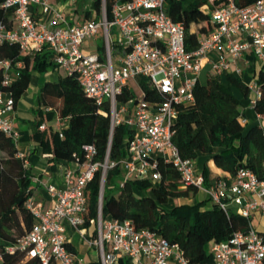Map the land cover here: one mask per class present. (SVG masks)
<instances>
[{
	"label": "built area",
	"instance_id": "built-area-1",
	"mask_svg": "<svg viewBox=\"0 0 264 264\" xmlns=\"http://www.w3.org/2000/svg\"><path fill=\"white\" fill-rule=\"evenodd\" d=\"M76 1L68 0L66 8H57L51 0H2L0 6L11 13L12 21L10 26L0 21V44L16 43L22 53L48 52L57 68L76 75L83 92L99 108L107 105L111 132L121 123L132 129L131 137L125 139V155L118 161L122 180L148 179L157 184L161 178L157 161L161 158L176 168L183 187H196L227 215L233 211L247 220L246 230L208 242L213 264H264V229L256 230L253 223L258 215L264 217V180L251 169L240 167L205 186L195 161L182 158L172 142L177 107L194 102L193 89L207 66L208 75L243 78L252 94L251 105L260 98L257 73H250L251 80L245 75L254 60L264 79V0L245 7L233 0H207L210 28L199 35L191 52L186 49L183 24L173 21L165 10L166 0H114L109 19L102 0L98 20L64 14V10L76 8ZM100 37L102 45L96 42ZM19 66L0 59L3 85L17 78ZM141 77L147 78L160 98H145ZM131 80L134 85H130ZM124 87L132 96L118 100ZM14 107L11 93L0 90V132L16 140ZM255 119L260 123L264 117L256 113ZM239 122L245 125L247 118L240 117ZM67 124L66 119L56 117L60 137ZM39 128L46 127L42 124ZM81 148L82 160H66L61 185L44 183L52 199L49 207L44 208L34 195L27 198L25 207L33 217L32 227L7 250L24 252L27 258L36 256L42 264H85L70 249L73 245L67 227L85 236L87 186L101 170L96 234L84 237L86 245L97 249L101 264H113L120 256L132 264H191L176 244L155 232L137 229L129 220L102 217L105 172L115 162L97 160L93 143H84Z\"/></svg>",
	"mask_w": 264,
	"mask_h": 264
},
{
	"label": "trees",
	"instance_id": "trees-1",
	"mask_svg": "<svg viewBox=\"0 0 264 264\" xmlns=\"http://www.w3.org/2000/svg\"><path fill=\"white\" fill-rule=\"evenodd\" d=\"M114 0H105L107 18ZM239 7L255 0H233ZM2 0H0L1 4ZM207 0H166L165 10L173 21L181 22L185 30L188 51L196 49L198 37L210 28V14L205 8ZM76 10V8H74ZM102 0H90V9L81 11L82 18L98 20L101 16ZM0 21L11 25V13L0 6ZM194 27V28H193ZM101 48V46H99ZM0 59H8L12 66L20 63L18 76L9 85L2 84L0 90L9 91L16 102L28 88L32 71L44 73L56 67L48 52L22 53L18 44H0ZM248 72L257 73L260 98L252 105L255 113L264 117V79L256 62ZM146 99H158L160 95L151 89L147 78L139 79ZM194 102L177 107V116L172 122V142L182 158L193 159L204 176V185L212 182L207 165L212 160L222 171L234 174L240 167L251 169L264 180V120L260 123L248 115L243 102L252 98L245 80L233 74L220 77L208 75L206 83L198 82L194 89ZM132 93L123 88L118 100H127ZM40 109L50 108L59 119H66L63 137L58 131L36 132L35 138L44 145L45 151L63 160H82V144L93 143L96 159L106 158L115 165L105 172L101 200L102 217H113L119 221L129 220L137 229L146 228L176 244L191 264H213L208 242L227 239L235 230H246L248 222L230 211L228 215L207 197L191 203L174 204L177 198L194 197L198 189L182 186L179 173L169 162L157 161L161 178L157 184L148 179L130 178L122 180L118 161L125 155V139L131 137L132 129L118 124L111 132L109 108H99L87 96L74 74H62L58 81L47 83L40 89ZM100 110L107 114L101 113ZM240 117L247 123L241 125ZM16 140L0 132V264H42L38 257L27 258L21 251L9 252L33 224V217L25 207L28 197L33 195L30 186L32 174L25 159L17 154ZM101 170H97L87 186V210L83 227L88 238L96 234V218L99 208ZM73 252H77L70 246ZM85 264H101L100 259ZM115 264H131L126 256L117 258Z\"/></svg>",
	"mask_w": 264,
	"mask_h": 264
},
{
	"label": "crops",
	"instance_id": "crops-1",
	"mask_svg": "<svg viewBox=\"0 0 264 264\" xmlns=\"http://www.w3.org/2000/svg\"><path fill=\"white\" fill-rule=\"evenodd\" d=\"M62 74L65 73L57 67L44 73L32 71L28 88L15 102L14 112L12 113L14 127L17 131V154L19 157L23 156L25 159L26 167L32 174L30 186L33 189V195L37 201L41 202L44 208L49 207L52 203L50 194L44 188V183L61 185L63 170L67 162L63 159L54 158L51 152L45 151L43 149L44 145L34 137L36 132H43L46 139L49 140L48 132L50 130L56 131V113L50 108H44L39 112L40 89L47 83L57 82L59 76ZM247 113L251 114L256 121V113L253 111L252 105L250 110L247 109ZM42 124L45 125V129L39 128ZM207 165L213 179L224 176L227 173L216 167L212 160H208ZM197 168L199 169L198 166ZM180 199L182 198H177V200ZM67 233L70 236L73 247L77 251V255L82 257L85 262L92 260L90 252H88V258L82 255L85 252L86 246L85 242L80 244V238L77 233L73 232L69 227H67Z\"/></svg>",
	"mask_w": 264,
	"mask_h": 264
},
{
	"label": "rangeland",
	"instance_id": "rangeland-1",
	"mask_svg": "<svg viewBox=\"0 0 264 264\" xmlns=\"http://www.w3.org/2000/svg\"><path fill=\"white\" fill-rule=\"evenodd\" d=\"M51 1L55 5V7L59 8V7H64L66 5V3H67L68 0H51ZM75 5H76V10H72L71 12L70 11H67V10H64V14H66L69 17H71V16L79 17L80 16L81 19H82V15L80 13H81L82 10H84L86 8L90 9V0H77L75 2ZM89 42L90 43H93V40L91 39V40H89ZM96 42H98L100 45H102V42H103L102 37L98 38L96 40ZM208 70H209V67L208 66L205 69L202 70L201 75H200V82L201 83H206L207 78H208ZM250 73L251 72H248L245 75V79L246 80L247 79L248 80H251ZM133 83H134V80H131L130 81V85H134ZM243 104L246 107V111H247V109L250 110V108H251L250 101L247 102V103L246 102H243ZM248 115L251 116V114H249V113H248ZM199 169H200V166H199ZM203 196L205 197V194L199 192L194 197H192L191 195H189L187 198H182L180 200H177V199L176 200H173L172 203H174V204H179V203H184V202L191 203V202L197 201L199 199H202ZM228 207L231 208V210H234L235 209V206L233 204H228ZM253 223H254V226H255V229L256 230L261 231L262 229H264V217L258 215L257 220H255V222H253ZM84 237L85 238H88L86 234L83 237H80L79 236V238H80V240H79L80 241V244H83L84 243ZM85 246L87 248L85 247V252H83L82 255H84L86 258H88V252H90L91 259L92 260H98L99 259V255L97 253V249L94 246L89 247L86 244H85Z\"/></svg>",
	"mask_w": 264,
	"mask_h": 264
},
{
	"label": "water",
	"instance_id": "water-1",
	"mask_svg": "<svg viewBox=\"0 0 264 264\" xmlns=\"http://www.w3.org/2000/svg\"><path fill=\"white\" fill-rule=\"evenodd\" d=\"M101 200H102V196H101V199H100V205H101Z\"/></svg>",
	"mask_w": 264,
	"mask_h": 264
}]
</instances>
